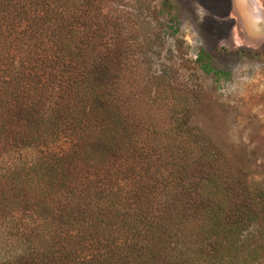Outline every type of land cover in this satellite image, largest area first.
<instances>
[{"label": "trees", "instance_id": "16d2710c", "mask_svg": "<svg viewBox=\"0 0 264 264\" xmlns=\"http://www.w3.org/2000/svg\"><path fill=\"white\" fill-rule=\"evenodd\" d=\"M178 33L173 0H0V264H238L264 232Z\"/></svg>", "mask_w": 264, "mask_h": 264}, {"label": "rangeland", "instance_id": "374dc122", "mask_svg": "<svg viewBox=\"0 0 264 264\" xmlns=\"http://www.w3.org/2000/svg\"><path fill=\"white\" fill-rule=\"evenodd\" d=\"M161 1L155 0L157 5ZM230 1L173 0L177 40L183 43L188 61L183 74L189 83L198 82L203 92L192 125L226 152L236 175L243 176L251 188H260L264 187V34L253 39L245 35L243 24L229 12ZM257 2L262 5V0ZM203 55L214 67L209 72L201 68ZM23 154L4 157L0 171ZM31 224L20 226V231ZM10 226L9 218L0 222V262L9 261L15 239ZM238 258V264H264L260 226H251L242 234Z\"/></svg>", "mask_w": 264, "mask_h": 264}, {"label": "flooded vegetation", "instance_id": "af4514ba", "mask_svg": "<svg viewBox=\"0 0 264 264\" xmlns=\"http://www.w3.org/2000/svg\"><path fill=\"white\" fill-rule=\"evenodd\" d=\"M258 0H231L229 12L232 11L244 27L245 35L256 38L264 34V0L259 5ZM233 25L235 24L234 18Z\"/></svg>", "mask_w": 264, "mask_h": 264}]
</instances>
